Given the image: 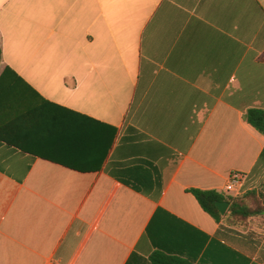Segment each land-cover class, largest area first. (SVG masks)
<instances>
[{
  "label": "crops",
  "instance_id": "0c3cea01",
  "mask_svg": "<svg viewBox=\"0 0 264 264\" xmlns=\"http://www.w3.org/2000/svg\"><path fill=\"white\" fill-rule=\"evenodd\" d=\"M6 68L39 98L0 141V264H264V217L190 193L252 190L264 0H0Z\"/></svg>",
  "mask_w": 264,
  "mask_h": 264
},
{
  "label": "trees",
  "instance_id": "16d2710c",
  "mask_svg": "<svg viewBox=\"0 0 264 264\" xmlns=\"http://www.w3.org/2000/svg\"><path fill=\"white\" fill-rule=\"evenodd\" d=\"M0 94L16 95L12 98L13 114L11 120L7 122V136L5 138L0 136V141L2 143L5 142L8 146L15 149L23 150V147L20 148L18 141L11 140V137L18 136L21 127H27L31 124L30 117L23 112L24 106L21 103L23 99L20 100L18 95L26 94L28 96V102L33 98H39V95L10 68H6L0 76ZM24 111L26 112V110ZM27 112L29 111L27 110ZM245 121L264 136V109L249 110L245 114ZM257 175L264 177V150L253 173L247 177V180L250 181L251 179L253 181ZM261 191L264 192V186L261 188ZM190 193L197 199L203 210L213 217L217 223H220L224 217L217 206L219 202H227L230 204L229 218L234 221H247L253 217H264L262 214L264 212V195H259V192L255 189L235 198L215 190L193 189L190 190ZM152 260L154 264H182L175 258L160 253L154 254Z\"/></svg>",
  "mask_w": 264,
  "mask_h": 264
},
{
  "label": "rangeland",
  "instance_id": "374dc122",
  "mask_svg": "<svg viewBox=\"0 0 264 264\" xmlns=\"http://www.w3.org/2000/svg\"><path fill=\"white\" fill-rule=\"evenodd\" d=\"M252 189H255L260 194L264 195V192L261 191V188L264 186V177L262 175H257V177L250 184Z\"/></svg>",
  "mask_w": 264,
  "mask_h": 264
},
{
  "label": "water",
  "instance_id": "95a60500",
  "mask_svg": "<svg viewBox=\"0 0 264 264\" xmlns=\"http://www.w3.org/2000/svg\"><path fill=\"white\" fill-rule=\"evenodd\" d=\"M217 206L223 216H225L230 208V204L227 202H219ZM264 215V212L262 213Z\"/></svg>",
  "mask_w": 264,
  "mask_h": 264
},
{
  "label": "built area",
  "instance_id": "2783aa9c",
  "mask_svg": "<svg viewBox=\"0 0 264 264\" xmlns=\"http://www.w3.org/2000/svg\"><path fill=\"white\" fill-rule=\"evenodd\" d=\"M233 178L237 180L239 178V176H233Z\"/></svg>",
  "mask_w": 264,
  "mask_h": 264
}]
</instances>
